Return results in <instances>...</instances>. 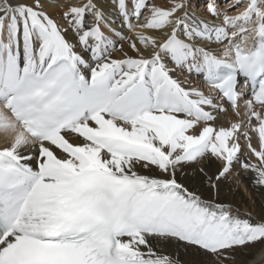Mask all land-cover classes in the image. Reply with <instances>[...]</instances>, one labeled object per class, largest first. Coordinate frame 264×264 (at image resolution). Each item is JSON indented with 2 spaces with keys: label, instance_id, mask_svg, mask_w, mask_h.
<instances>
[{
  "label": "snow or ice",
  "instance_id": "obj_1",
  "mask_svg": "<svg viewBox=\"0 0 264 264\" xmlns=\"http://www.w3.org/2000/svg\"><path fill=\"white\" fill-rule=\"evenodd\" d=\"M254 255L264 0H0V264Z\"/></svg>",
  "mask_w": 264,
  "mask_h": 264
},
{
  "label": "rangeland",
  "instance_id": "obj_2",
  "mask_svg": "<svg viewBox=\"0 0 264 264\" xmlns=\"http://www.w3.org/2000/svg\"><path fill=\"white\" fill-rule=\"evenodd\" d=\"M234 193H235L236 197L239 198V201H240L239 206L242 209V211L245 210V209H250L251 208L252 200L250 199V197L253 194L251 193L250 190H247L245 188V185L244 184H241L240 190L239 191H236ZM243 195L246 198H244Z\"/></svg>",
  "mask_w": 264,
  "mask_h": 264
},
{
  "label": "bare ground",
  "instance_id": "obj_3",
  "mask_svg": "<svg viewBox=\"0 0 264 264\" xmlns=\"http://www.w3.org/2000/svg\"><path fill=\"white\" fill-rule=\"evenodd\" d=\"M233 195H234L235 202L239 205L240 201H239V198L236 197L235 193L230 194L229 198L231 199L233 197ZM243 197L246 198L244 195H243ZM253 251L255 252V250H253ZM260 259H261V257L259 255H254L253 259H250L248 261V264H255V262L258 261V260H260Z\"/></svg>",
  "mask_w": 264,
  "mask_h": 264
}]
</instances>
